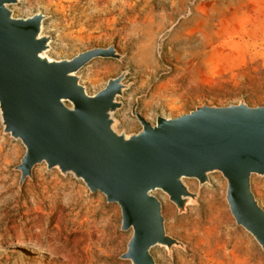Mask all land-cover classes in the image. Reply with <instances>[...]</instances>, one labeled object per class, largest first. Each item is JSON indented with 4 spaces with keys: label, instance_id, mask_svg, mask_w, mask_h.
Wrapping results in <instances>:
<instances>
[{
    "label": "rangeland",
    "instance_id": "obj_1",
    "mask_svg": "<svg viewBox=\"0 0 264 264\" xmlns=\"http://www.w3.org/2000/svg\"><path fill=\"white\" fill-rule=\"evenodd\" d=\"M10 9L14 18L47 17L43 35L52 39L47 55L53 60L109 47L122 56L93 60L78 72L89 95L128 72L124 83L131 86L115 115L118 132L140 131L133 109L153 126L157 117L177 119L202 105L243 100L251 108L264 107V0H20ZM149 27L153 34L139 57V31ZM24 152L0 124V264H130L120 260L131 231H121L119 206L45 165L34 167L19 187L15 168ZM208 178L210 184L200 189L196 180H185L198 199L183 215L163 193H154L167 235L185 246L173 248L171 256L153 248L154 263L264 264L258 244L230 215L225 180L217 173ZM251 192L264 210V178L251 177ZM78 202L90 237L75 235L84 230L72 223ZM216 214L227 228L212 234L222 235L225 244L198 241Z\"/></svg>",
    "mask_w": 264,
    "mask_h": 264
},
{
    "label": "water",
    "instance_id": "obj_2",
    "mask_svg": "<svg viewBox=\"0 0 264 264\" xmlns=\"http://www.w3.org/2000/svg\"><path fill=\"white\" fill-rule=\"evenodd\" d=\"M20 0H0V124L3 135L19 141L24 156L15 168L19 187L34 167L45 165L63 177L82 182L121 211V231H131L120 260L155 264L151 250L171 256L185 246L168 236L161 203L163 193L178 215L196 204L209 175L226 182V203L235 224L264 254V210L251 192V177L264 178V107L202 105L177 119L157 117L152 126L132 110L141 129L118 132L116 113L123 106L128 72L108 80L89 95L78 72L96 59L121 61L114 49L95 48L71 60L48 57L52 39L43 35L41 13L14 18L10 7Z\"/></svg>",
    "mask_w": 264,
    "mask_h": 264
},
{
    "label": "bare ground",
    "instance_id": "obj_3",
    "mask_svg": "<svg viewBox=\"0 0 264 264\" xmlns=\"http://www.w3.org/2000/svg\"><path fill=\"white\" fill-rule=\"evenodd\" d=\"M153 27H149V28H145L144 30L139 31V37H140V45L138 47V53L140 54L143 49L142 46L145 43L146 39H150L152 34H153ZM155 32V31H154ZM181 54L185 53L188 56H192L193 52L192 51H184V52H180ZM139 57H141V54L139 55ZM144 56L142 55V58H140V64L144 65L147 62V60H144L143 58ZM150 58V57H149ZM139 59V58H138ZM38 187V186H37ZM43 194V193H42ZM78 200L80 201L81 198L79 197ZM81 202H78L76 205V208H78V212L74 214V219H73V224H77L78 227L84 229L86 224L89 223L88 219H83V217L81 216H85L86 213L83 212L82 208H79ZM67 207V206H66ZM63 209V208H62ZM78 219H82L81 221L78 222ZM226 224L223 220V218L220 217L219 214H216L214 216V219L210 222L209 226L204 230V232L202 231V229H200V231H202V234L198 235L197 239L198 241H206L209 245H218L219 243H221V245H224L225 242L222 241V235L218 236L216 239L213 237L212 231H215V229L220 231V234H223L224 232H226ZM95 229V228H94ZM94 231V230H93ZM92 231V232H93ZM98 231L96 230V233ZM89 232H87V229H84L83 231H77L75 232V235H81V236H85L88 235ZM93 234V233H92ZM102 234V233H101ZM74 235V234H73ZM89 236V235H88ZM90 237V236H89ZM87 238V237H86ZM100 239V238H98ZM83 240V239H82ZM88 241V240H87ZM86 241V242H87ZM92 241V240H91ZM99 241V240H98ZM75 242V241H74ZM87 244V243H86ZM97 244V243H96ZM80 245V244H79ZM83 247V246H82ZM224 248V247H223ZM84 253V252H83Z\"/></svg>",
    "mask_w": 264,
    "mask_h": 264
}]
</instances>
